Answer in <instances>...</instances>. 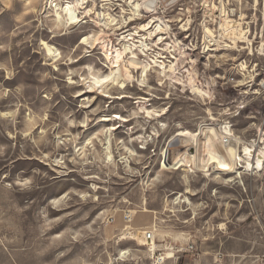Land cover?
<instances>
[{
    "label": "clouds",
    "instance_id": "9594fccd",
    "mask_svg": "<svg viewBox=\"0 0 264 264\" xmlns=\"http://www.w3.org/2000/svg\"><path fill=\"white\" fill-rule=\"evenodd\" d=\"M0 264H264V0H0Z\"/></svg>",
    "mask_w": 264,
    "mask_h": 264
},
{
    "label": "rangeland",
    "instance_id": "374dc122",
    "mask_svg": "<svg viewBox=\"0 0 264 264\" xmlns=\"http://www.w3.org/2000/svg\"><path fill=\"white\" fill-rule=\"evenodd\" d=\"M9 17V13H6L4 16L0 17V27H6L8 25Z\"/></svg>",
    "mask_w": 264,
    "mask_h": 264
}]
</instances>
